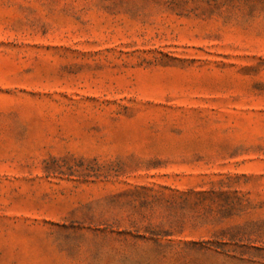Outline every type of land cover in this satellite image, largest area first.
<instances>
[{
	"label": "rangeland",
	"instance_id": "rangeland-1",
	"mask_svg": "<svg viewBox=\"0 0 264 264\" xmlns=\"http://www.w3.org/2000/svg\"><path fill=\"white\" fill-rule=\"evenodd\" d=\"M0 264H264V0H0Z\"/></svg>",
	"mask_w": 264,
	"mask_h": 264
}]
</instances>
